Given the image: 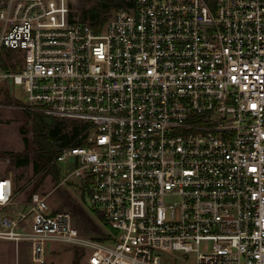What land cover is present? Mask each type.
<instances>
[{"label": "built area", "instance_id": "obj_1", "mask_svg": "<svg viewBox=\"0 0 264 264\" xmlns=\"http://www.w3.org/2000/svg\"><path fill=\"white\" fill-rule=\"evenodd\" d=\"M68 1L0 0V56L21 54L0 76L83 123L54 161L106 225L81 236L0 175V240L41 264L49 238L87 264H264V0H125L98 27Z\"/></svg>", "mask_w": 264, "mask_h": 264}, {"label": "rangeland", "instance_id": "obj_2", "mask_svg": "<svg viewBox=\"0 0 264 264\" xmlns=\"http://www.w3.org/2000/svg\"><path fill=\"white\" fill-rule=\"evenodd\" d=\"M96 0H69L70 8L78 15L82 13L83 8L94 6ZM114 7L111 8L112 13ZM108 15V16H109ZM18 55L16 50L5 51L0 57L5 68H9L14 61H17ZM2 67L0 66V69ZM26 100V94L19 84H14L10 78L0 76V175H10L14 181L15 198L19 201L25 200L31 193L39 191L47 196L49 202L55 209H70L73 219L84 229L81 236L90 237L99 235L101 230L105 228V221L99 217L96 212L91 210L83 198H81V189L72 182L60 184V178L56 182L52 174L47 173L43 180L35 188L36 182L45 174L44 171L35 173L34 162L31 155L33 154V145H25L24 137L28 136L31 140V117L27 115V111L20 107V102ZM15 154L20 156L30 155L29 163L16 165L14 163ZM63 174L67 171L66 164L60 165ZM21 204H15L12 208L14 211L20 209ZM4 214L3 212L0 215ZM28 241H20V244ZM68 243L74 251L75 260L85 264L88 257L89 249L81 247L68 241L51 239L45 241V254L49 248H60ZM30 246V245H29ZM205 247V243H201V248ZM27 253H23L25 256ZM51 255V253H49ZM49 254L46 256L49 259ZM194 253H189V257L194 259ZM52 256H50L51 258Z\"/></svg>", "mask_w": 264, "mask_h": 264}, {"label": "trees", "instance_id": "obj_3", "mask_svg": "<svg viewBox=\"0 0 264 264\" xmlns=\"http://www.w3.org/2000/svg\"><path fill=\"white\" fill-rule=\"evenodd\" d=\"M125 3V0H96L94 6L82 9L81 16L83 20L90 23L93 27H98L106 20L112 7L124 5ZM0 66L2 68L6 67L1 57ZM26 113L31 117L33 135L31 140L28 136H25L24 142L25 145H29V143L33 145L34 152L31 157L34 162V172H45L36 182L35 188H37L47 173L52 174L56 182L59 180L60 171L54 159L64 145L68 144L81 133L84 125L83 123L71 121L64 117L60 118L39 111L28 110ZM30 160L31 158L28 154L24 157L15 154L14 163L16 165H23L29 163Z\"/></svg>", "mask_w": 264, "mask_h": 264}, {"label": "crops", "instance_id": "obj_4", "mask_svg": "<svg viewBox=\"0 0 264 264\" xmlns=\"http://www.w3.org/2000/svg\"><path fill=\"white\" fill-rule=\"evenodd\" d=\"M61 246L60 248H49L46 254L51 253L49 259L45 254V263L43 264H81L80 259L75 260L74 250L68 246ZM27 253L23 256V253ZM0 264H41L33 260L31 256V247L25 243H13L9 241L0 240ZM87 264V259L85 261Z\"/></svg>", "mask_w": 264, "mask_h": 264}]
</instances>
